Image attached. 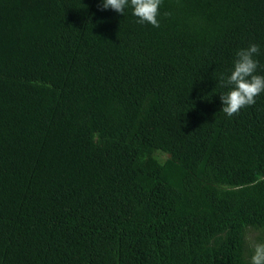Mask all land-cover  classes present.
<instances>
[{
  "label": "trees",
  "instance_id": "1",
  "mask_svg": "<svg viewBox=\"0 0 264 264\" xmlns=\"http://www.w3.org/2000/svg\"><path fill=\"white\" fill-rule=\"evenodd\" d=\"M0 0V264H250L264 93L228 117L264 0Z\"/></svg>",
  "mask_w": 264,
  "mask_h": 264
},
{
  "label": "clouds",
  "instance_id": "2",
  "mask_svg": "<svg viewBox=\"0 0 264 264\" xmlns=\"http://www.w3.org/2000/svg\"><path fill=\"white\" fill-rule=\"evenodd\" d=\"M162 0H102L101 9H111L124 14L127 7L132 8V14L138 18V23H148L159 27L157 19ZM260 45L252 43L247 48H241L236 53L233 69L226 78H221L223 87L229 89L220 95L222 109L228 117L238 115L240 110L256 103V97L264 93V75L257 74L260 67ZM250 264H264V243L254 244Z\"/></svg>",
  "mask_w": 264,
  "mask_h": 264
}]
</instances>
